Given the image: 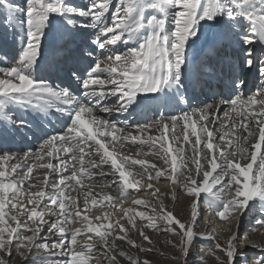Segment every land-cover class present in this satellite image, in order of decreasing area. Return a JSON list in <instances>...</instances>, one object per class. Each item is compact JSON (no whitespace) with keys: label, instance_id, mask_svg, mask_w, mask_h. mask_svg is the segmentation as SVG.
<instances>
[{"label":"snow or ice","instance_id":"6c2138e0","mask_svg":"<svg viewBox=\"0 0 264 264\" xmlns=\"http://www.w3.org/2000/svg\"><path fill=\"white\" fill-rule=\"evenodd\" d=\"M213 29V39L202 41ZM118 44L126 45L123 51L116 49ZM256 44L264 46V0H87L85 6L69 0H0V48L18 47L14 63L0 66V264H11L4 257L10 258L13 249L28 264H90L93 259L119 264L118 256L129 264H151L109 242L110 237L125 240L141 252H151L128 237L131 229L152 243L137 219L145 228L178 236L179 252L173 259L187 257L196 240L192 224L199 197L205 192L218 201L215 214L220 220L258 206L255 224L264 228V47L257 53ZM235 45L242 55L233 59L227 49ZM45 71L58 78L66 72L79 84L80 96L71 85L49 82L41 75ZM250 78L258 81L254 92ZM153 104L180 111L159 112L152 125L138 124L136 135H119L124 128L95 115L130 113ZM13 105L44 117L54 110L69 119L60 134L37 132L30 121L10 112ZM225 105L230 106L223 112L227 124L220 121ZM181 123L182 136L175 131ZM152 127L160 136L143 139L144 129ZM221 127L225 132L217 139ZM29 136L43 140L40 152L14 153L11 142ZM109 137L113 145L147 146L144 154H153L162 164L145 167V159L118 156L109 148ZM218 141H224L227 151ZM187 148L192 152L188 159ZM136 165L137 175L127 170ZM36 168L45 170L42 178L33 175ZM106 175L112 176L116 197L94 195L87 187L97 183L93 177ZM145 176L149 181L165 177L194 198L192 224L182 223L162 203L151 214L122 209L126 224L117 220L94 227L89 216L82 215L90 211V202L97 204V197L112 202L140 194ZM146 187L149 191L143 195H157L151 182ZM132 204L152 207L143 199ZM45 215L55 219L46 220ZM96 219L108 220L109 215ZM76 222L84 227L70 231ZM25 230L32 234L25 235ZM114 231L119 235L113 236ZM249 247L260 253L251 264H264V242L251 244L239 237L238 229L225 245H215L220 253H212L215 264H250L245 254Z\"/></svg>","mask_w":264,"mask_h":264},{"label":"rangeland","instance_id":"374dc122","mask_svg":"<svg viewBox=\"0 0 264 264\" xmlns=\"http://www.w3.org/2000/svg\"><path fill=\"white\" fill-rule=\"evenodd\" d=\"M15 4H22L23 0H13ZM70 3L78 5V6H85L87 3V0H69ZM90 31V30H88ZM212 30H209L205 33L204 37L209 35V33ZM240 48V46L235 45V49ZM118 51H123L126 45L118 44L115 46ZM230 53L232 52V47L229 48ZM240 51L242 49L240 48ZM259 49H257V53H259ZM12 52V56H9V53ZM2 53H5V56H7V60L5 61V56L2 57ZM18 55V47L13 50L12 48L4 49L0 48V62L3 60L4 63H0V66H8L7 64L12 65L14 63V57ZM8 61V62H7ZM52 80V79H51ZM256 82V81H255ZM57 83V82H55ZM258 82H257V85ZM251 87V92L255 91V87ZM249 90L245 92V95H249ZM201 100L205 97L200 96ZM193 104H196L197 102H192ZM148 110H145L144 108L138 109V115L141 114L142 116L147 111L150 112V114H155L158 111H162L167 113V109H157V106L150 105ZM155 110V112L153 111ZM175 111V110H174ZM10 112L14 114L16 118H24L27 119V117L23 116V110H21L18 106L13 105L11 106ZM101 112V111H96ZM224 109L221 111L220 114V121L225 120L226 118L223 115ZM95 113V114H97ZM27 114H34V117L40 118L36 112L29 109L27 111ZM168 114V113H167ZM238 114V113H237ZM51 118H48V129L54 130L55 134H60L61 130L65 129V126H60L59 118H61L60 113L56 112H50L48 115ZM56 118V119H55ZM132 121H134V117H131ZM130 118V119H131ZM148 118V119H147ZM143 118V121H137L136 123H131L127 128L124 127V131L122 132L123 135H128L131 133L132 135H136L139 132V129L136 127L138 124L140 125H151L153 124V119L151 117ZM53 119V120H52ZM237 119H239V116L237 115ZM52 121V122H51ZM31 123V122H30ZM38 123V122H37ZM58 123V124H57ZM37 125V124H36ZM60 128V130H59ZM155 127H152L148 132L143 133V139H147L149 135H151L153 138L160 136V130ZM223 128V127H221ZM221 128H218L217 131ZM182 129V126H179L175 129L176 133L178 135L182 136V131L179 130ZM179 131V132H178ZM217 131L215 133H217ZM38 132V131H37ZM165 135H170V133H165ZM30 138V139H29ZM35 137L29 136L27 137V140H31V142L34 143V148H38L39 140ZM103 140L104 138L101 137ZM218 139V138H217ZM43 144V141L40 142ZM39 143V144H40ZM107 143L109 144L110 149H114L115 153L118 156H130L135 159H145L147 161L145 167H148V164L156 163L158 166L162 164V161L159 160L157 157H155L153 154L149 153L148 155H145L144 153L148 151L147 146L141 145L139 142L136 143H130L125 142L121 146L120 144L113 145L111 142V137L107 139ZM36 144V145H35ZM218 145L220 147L225 148L224 141H218ZM175 147V145H173ZM14 153H21V152H27L30 153V150H23V151H16L12 148ZM139 153V155H137ZM186 159L192 157L191 149L187 148ZM40 163L39 161H36V163ZM119 162V161H118ZM248 161L245 160L243 163H247ZM109 165L106 164L104 166L105 171L108 170ZM194 168L195 166L192 165ZM140 169L139 165L129 167L127 170L132 171L134 175H137V170ZM37 172V173H36ZM45 170L36 168L33 171V175L43 177ZM43 173V174H42ZM67 175V174H64ZM131 179V178H130ZM93 180H95L97 183L95 184H89L87 187L90 188V190L93 192V194L99 193L100 195L103 194H111L113 197L117 196V192L114 190L115 185L112 184V176H95L93 177ZM151 182L153 184V189H158L156 196H150V195H143L144 192L149 191L147 189V184ZM74 183V182H73ZM141 184L144 185V187L139 189L140 194H133L130 199L121 201V200H114L112 202L109 201H101L99 197H97L98 202L96 205H92L91 202L89 203V209L90 211L83 212V214H87L89 218L92 221V225L100 226V225H107L108 223L115 224L117 220H120V223L126 224V219L123 218L122 215V209L127 208H134L136 210H142L145 211L146 214H151L153 211L158 212L160 210L159 204H163V207L166 211L172 212L173 215L179 219L182 223L185 224H192V207H191V201L194 200L193 197L188 196L182 187L176 188L173 187L171 182L167 180L165 177H161L159 181H149L147 177L141 181ZM134 191V190H133ZM73 196L76 195V193H71ZM175 197V199H174ZM134 199H143L146 201V203L151 204V208H146L144 205H133L132 201ZM80 200L82 202L83 197H80ZM211 202V204L209 203ZM112 204V205H110ZM218 204V201H215L213 196L210 193L205 192L203 195L199 197V203L197 205V216L195 223L192 224L193 231L196 233V240L194 241L193 246L190 248L189 255L187 257H180L177 260H174L173 257L178 255L179 252V237L174 236L171 232H165L163 229L159 230H152L150 228H145L143 224L137 219L136 223L139 228H141L150 238L152 243L148 244L143 240V237L139 236L138 233L135 230H131L128 232V237L136 242L137 245H139L142 248L151 249V252H141L137 248L131 247L125 240H119L116 239L113 241L112 237L109 238V242L115 243L116 248L119 251H123L127 253L128 255H131L133 257H137L140 260L147 259L151 261V264H215V257L212 255L213 252L216 253V255H220L218 250L215 249V245L217 243H220L221 245H225L227 242V239L236 233L237 229L239 231V237L240 238H247L251 244H260L264 242V228L257 229V226L255 224L256 219L259 218V212H258V206H253L251 211H246L243 215L240 213H236L229 217L228 220H220L217 215L215 214L216 205ZM113 205H115V210ZM81 207H83L81 203ZM94 212V213H93ZM106 214L109 215L108 220L100 219L97 220L96 217L103 218ZM131 214V213H130ZM5 215L6 217L9 215L8 208H5ZM8 223L12 224V226H15L13 222L8 221ZM213 225V226H212ZM216 225V227H215ZM4 225H0V227H3ZM32 224L29 222V227H31ZM215 228V229H214ZM257 229V230H253ZM104 228H102V231ZM215 230V231H214ZM205 232H207V235H205ZM203 233V234H201ZM25 235H31V232L24 231ZM212 234V235H211ZM42 236L46 235V232L41 233ZM89 235H94L93 233ZM119 235V233L113 232V236ZM175 246V247H174ZM99 247V246H98ZM100 248V247H99ZM250 255H246L249 258V262L251 264V258L257 257L260 255L259 252L256 251L255 248L249 247L247 250ZM95 253V252H94ZM94 255H101V253H96ZM5 259H11V264H28V261H25L24 257L19 256L16 254V250L13 249V255L9 258L7 256L4 257ZM60 259H66L61 258ZM32 259V257H29V261ZM119 264H129V262L124 259L123 257H117ZM242 259V258H238ZM90 264H102V262L97 261L96 259H93Z\"/></svg>","mask_w":264,"mask_h":264},{"label":"bare ground","instance_id":"6f19581e","mask_svg":"<svg viewBox=\"0 0 264 264\" xmlns=\"http://www.w3.org/2000/svg\"><path fill=\"white\" fill-rule=\"evenodd\" d=\"M215 29H213L210 33H209V35L208 36H206L205 38H202V41H204V42H208V41H211L212 39H213V37H214V34H215ZM239 46V45H238ZM256 49H261V47H264V46H262V45H260V44H256ZM11 49V48H10ZM227 50H229V48L227 49ZM12 52H10L9 53V56H12ZM237 54H240V55H242V51H240V48H238V49H235L234 50V54H231L230 55V57H232V58H236L237 57ZM2 57H4L5 56V53L3 54L2 53ZM4 60V59H3ZM3 60H1V62L2 63H4L3 62ZM8 62V61H7ZM1 63V64H2ZM8 66H10V64H7ZM60 74H64V72L63 73H60ZM41 75L42 76H44V77H46L48 80H49V82H51V83H54V82H52L53 80H51L52 79V76H50L51 75V73L50 72H47V71H45V72H42L41 73ZM66 78H67V76H65ZM64 79V84H66V83H68L67 82V80L65 79V78H63ZM79 88H80V86H79ZM218 90V89H217ZM246 91H247V89H246ZM245 91V92H246ZM74 92V91H73ZM76 95H78V96H80V93L79 94H76ZM81 99H83V97H81ZM114 99V97H112V98H110L108 101H106V103H111L112 102V100ZM193 102H195V100L193 101ZM209 102H211L210 100H209ZM150 107V105L149 106H147V107H145V106H141V107H138V108H136V110L135 111H131L130 110V113H116V112H110V113H106V112H95V113H97V114H95L97 117H99V118H105V119H109V120H112V121H114L118 126H120L121 128H127L131 123H136V119H137V121L139 122V121H143V118L145 117V118H147V117H151V119H153V121H154V119H159V112H162V111H158V112H156L155 114H150V112H146V113H144V115L142 116L141 114H139L138 115V109H142V108H144L145 110H148L147 108H149ZM230 106L229 105H225L224 106V108H222L221 110H220V114H221V111L223 110V109H225V108H229ZM245 109H246V106H245ZM175 110V111H174ZM240 110H241V105H237L236 106V112L237 113H239L240 112ZM154 112H155V110H153ZM167 113L168 114H178L179 113V111H180V109L178 108V107H175V106H173V107H171V108H169V109H167ZM52 112H55L54 110H52ZM37 114V113H36ZM39 115V117L40 118H36V117H34V114H27V111H24L23 112V116H25V117H27L28 118V121H30L31 122V124L34 126V129L36 130V131H40V129H43L45 132H47V133H49V134H54V132H52V130L51 129H48V118H51L50 116H48L47 115V117H44L43 115H40V114H38ZM131 117H134V121H132V118ZM131 118V119H130ZM56 119V118H55ZM60 120H59V122H60V124H62V125H64V124H66V122L68 121V116L67 115H61V118H59ZM148 119V118H147ZM53 120V119H52ZM239 121V119H237V122ZM38 122V123H37ZM52 122V121H51ZM144 122V121H143ZM222 123H224V124H227L228 123V121H227V119H225V120H223V121H221ZM153 123V122H152ZM169 123H171V121H169ZM37 124V125H36ZM58 124V123H57ZM152 125V124H151ZM179 126H182V123L180 124V125H178L176 128H178ZM209 127L211 128L212 126L211 125H209ZM154 129H156V128H154ZM59 130H60V128H59ZM179 130H181V129H179ZM54 131V130H53ZM61 131H64V129L63 130H61ZM149 131V129H144V132L146 133V132H148ZM217 131V130H216ZM179 132V131H178ZM225 132V129L224 128H221V129H219L218 131H217V133H215V136L218 138L221 134H223ZM119 135H123L122 133H120ZM30 139V138H29ZM37 140V139H36ZM41 141H43L42 139L41 140H39V143L41 142ZM118 144H120V146L123 144H121V143H118ZM134 144V143H133ZM34 141L33 142H31V140H27V137L25 138V139H23V140H21L20 138H17L15 141H13V142H11V147L14 149V150H16V151H23V150H30V153H33V152H40V150H41V143L40 144H38V148H34ZM36 145V144H35ZM189 149V148H188ZM226 151H227V145H225V148H224ZM28 152V151H27ZM64 158H66V155H65V157ZM54 163H55V161H53ZM7 163L8 162H3V165L5 166V167H7ZM37 164H38V162H37ZM35 170V169H34ZM37 173V172H36ZM43 174V173H42ZM64 174H67V173H64ZM204 193H202L201 195H203ZM74 195V194H73ZM110 205H112V204H110ZM94 213V212H93ZM46 220H54L55 219V217H50V216H48V215H45V217H44ZM213 226V225H212ZM82 227H84V225H82V224H80L79 222H76V223H73L72 225H71V228H70V231L71 230H75L76 228H82ZM215 227H216V225H215ZM215 229V228H214ZM70 231H69V233H68V235L70 236ZM215 231V230H214ZM90 233H88V235H89ZM92 234V233H91ZM201 234H203V233H201ZM205 235H207V232H205ZM212 235V234H211ZM45 236H47L48 237V239L49 240H51L53 237L51 236V235H49V234H47L46 233V235ZM203 236H204V234H203ZM208 236V235H207ZM78 239H79V237H78ZM101 247V245L100 244H96V248H99V247ZM248 250V249H247ZM246 250V255H250V253L248 252ZM97 252H95L94 254H96ZM99 253V252H98ZM61 258H67V257H61ZM93 260H91L90 262H92Z\"/></svg>","mask_w":264,"mask_h":264}]
</instances>
